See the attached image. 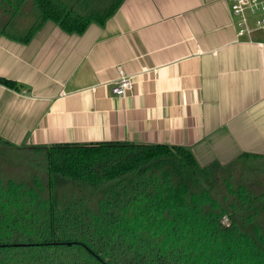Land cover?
Returning <instances> with one entry per match:
<instances>
[{"label": "crops", "instance_id": "obj_1", "mask_svg": "<svg viewBox=\"0 0 264 264\" xmlns=\"http://www.w3.org/2000/svg\"><path fill=\"white\" fill-rule=\"evenodd\" d=\"M252 36L238 35L229 0H124L81 34L51 20L28 42L0 34V77L22 85L0 83V137L22 150L181 146L202 166L252 154L264 171V34ZM120 67L126 96L112 92Z\"/></svg>", "mask_w": 264, "mask_h": 264}, {"label": "trees", "instance_id": "obj_2", "mask_svg": "<svg viewBox=\"0 0 264 264\" xmlns=\"http://www.w3.org/2000/svg\"><path fill=\"white\" fill-rule=\"evenodd\" d=\"M123 1L0 0V34L28 42L48 20L81 34ZM34 150L44 168L28 178L0 165V264H264L263 163L244 159L257 155L202 166L188 148L162 144Z\"/></svg>", "mask_w": 264, "mask_h": 264}, {"label": "built area", "instance_id": "obj_3", "mask_svg": "<svg viewBox=\"0 0 264 264\" xmlns=\"http://www.w3.org/2000/svg\"><path fill=\"white\" fill-rule=\"evenodd\" d=\"M231 14L234 18L237 33L248 42H255V32L264 34V0H229ZM258 43L263 44L261 41ZM134 88V80L121 67L119 77L112 86V92L126 96Z\"/></svg>", "mask_w": 264, "mask_h": 264}, {"label": "rangeland", "instance_id": "obj_4", "mask_svg": "<svg viewBox=\"0 0 264 264\" xmlns=\"http://www.w3.org/2000/svg\"><path fill=\"white\" fill-rule=\"evenodd\" d=\"M0 152H11V157L13 160H18L19 164H14L10 161H4L2 156L0 157V165L4 166V170L8 171L12 175L17 174V176H28L31 171L38 172L42 171L44 168V160L42 156L38 155V152L41 151H35V150H30V149H25V150H15L8 148L4 145H0ZM37 152V153H35ZM19 154H21L19 156ZM41 165V166H39ZM32 169V170H31ZM28 178V177H27Z\"/></svg>", "mask_w": 264, "mask_h": 264}]
</instances>
